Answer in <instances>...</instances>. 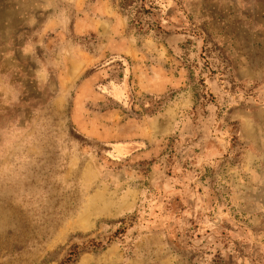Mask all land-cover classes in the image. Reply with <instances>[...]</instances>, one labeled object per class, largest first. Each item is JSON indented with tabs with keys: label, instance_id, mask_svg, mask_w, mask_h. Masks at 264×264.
Here are the masks:
<instances>
[{
	"label": "rangeland",
	"instance_id": "obj_1",
	"mask_svg": "<svg viewBox=\"0 0 264 264\" xmlns=\"http://www.w3.org/2000/svg\"><path fill=\"white\" fill-rule=\"evenodd\" d=\"M0 264H264V0H0Z\"/></svg>",
	"mask_w": 264,
	"mask_h": 264
},
{
	"label": "trees",
	"instance_id": "obj_2",
	"mask_svg": "<svg viewBox=\"0 0 264 264\" xmlns=\"http://www.w3.org/2000/svg\"><path fill=\"white\" fill-rule=\"evenodd\" d=\"M71 260L70 256L67 257V259L65 261L69 262Z\"/></svg>",
	"mask_w": 264,
	"mask_h": 264
}]
</instances>
